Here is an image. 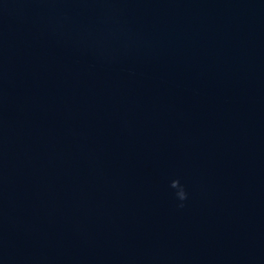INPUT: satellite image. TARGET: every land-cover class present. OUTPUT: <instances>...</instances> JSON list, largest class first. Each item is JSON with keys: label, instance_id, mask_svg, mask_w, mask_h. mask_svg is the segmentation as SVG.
Segmentation results:
<instances>
[{"label": "water", "instance_id": "1", "mask_svg": "<svg viewBox=\"0 0 264 264\" xmlns=\"http://www.w3.org/2000/svg\"><path fill=\"white\" fill-rule=\"evenodd\" d=\"M0 264H264V0H0Z\"/></svg>", "mask_w": 264, "mask_h": 264}, {"label": "clouds", "instance_id": "2", "mask_svg": "<svg viewBox=\"0 0 264 264\" xmlns=\"http://www.w3.org/2000/svg\"><path fill=\"white\" fill-rule=\"evenodd\" d=\"M170 188L175 190V197L179 201L178 207H184V202L187 201L189 193L186 189V186L181 183L180 179H174L170 183Z\"/></svg>", "mask_w": 264, "mask_h": 264}]
</instances>
